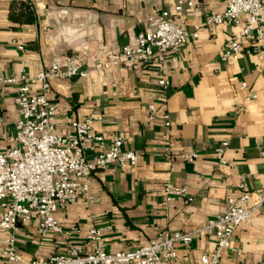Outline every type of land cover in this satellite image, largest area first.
Masks as SVG:
<instances>
[{
    "label": "crops",
    "instance_id": "crops-1",
    "mask_svg": "<svg viewBox=\"0 0 264 264\" xmlns=\"http://www.w3.org/2000/svg\"><path fill=\"white\" fill-rule=\"evenodd\" d=\"M192 1L176 12L178 0H0V76L21 67L35 75L57 55L87 50V77L51 80L49 97L59 106L57 131L69 132L72 120L99 116L94 133L107 145L122 134L123 148L139 155L133 169L99 171L90 188L93 202L79 199L58 208L62 231L41 236L36 218L20 224L15 241L26 259L21 264L70 245L90 252L95 246L86 235L91 227L102 229L104 247L113 251L147 244L162 231L199 230L224 212L228 196L242 191L243 179L250 191L264 188V60L243 51L223 61L222 46L240 29L220 24L210 30L206 17L223 12L226 0ZM164 10L199 37L168 51L163 69L157 63L114 65L101 74L103 63L124 44L156 28ZM240 40L253 50L260 44L243 35ZM163 74L170 81L166 89L154 82ZM16 93L14 84L0 87V149L8 147L20 118ZM252 94L257 97L246 100ZM150 104L156 106L154 118ZM165 113L170 125L164 124ZM224 142L228 164L220 165L216 149ZM192 151L199 154L194 160L182 157ZM168 182L186 187L192 200L169 199L163 192ZM7 234L0 229V252ZM233 244L241 253L224 250L222 264L264 263V204L238 226ZM214 246L213 237L197 233L190 244H176L173 264L199 263Z\"/></svg>",
    "mask_w": 264,
    "mask_h": 264
},
{
    "label": "built area",
    "instance_id": "built-area-1",
    "mask_svg": "<svg viewBox=\"0 0 264 264\" xmlns=\"http://www.w3.org/2000/svg\"><path fill=\"white\" fill-rule=\"evenodd\" d=\"M223 12L211 13L206 17V25L212 30L220 24H229L240 29L221 48V59H237L243 51L256 52L264 60V0H226ZM192 6V0H178L176 12L184 5ZM246 16V21L243 17ZM240 35L259 40L255 49L244 48ZM199 32L190 31L180 25L168 10L161 12L154 30L140 31L134 43L124 44L120 51L103 63L101 74L114 65L134 68L137 64L149 66L157 63L163 69L168 51L178 50L191 38L197 39ZM22 45L19 49H23ZM89 52L82 50L66 55H57L49 66L28 73L24 67L16 74L0 76V87L14 84L17 87L15 104L20 118L15 130L8 137V147L0 149V229L8 231L3 237L0 264H21L26 261L15 241V232L20 224L33 218L38 221V233L46 236L49 232L62 231L60 220L56 217L58 208L87 199L94 201L90 194L91 184L99 171L110 166L133 169L137 166L139 155L131 149H124L125 137L114 135L106 144L102 134L93 132V124L102 119L87 116L70 122V131H57L59 106L49 97L53 78H85L89 74ZM162 89L170 86L163 74L154 80ZM38 83L34 91L33 85ZM247 83L243 82L242 87ZM256 94L246 100L256 98ZM154 118L156 106H148ZM0 113V124L2 123ZM165 125H170L167 113L163 114ZM228 142L216 149L220 165L228 164L225 151ZM198 152L183 153L182 157L194 160ZM242 191L228 196L225 210L199 230L176 232L162 231L147 244L132 249L108 250L104 247L102 229L91 227L87 238L95 246L84 252L80 246L70 245L64 251L56 252L46 258L34 257L28 264H173L177 258V243L190 244L197 233H204L215 239V246L203 252L199 263L187 261L184 264H222V252L226 249L241 253L233 244V235L238 226L252 217L264 204V188L250 191L245 180L240 183ZM163 192L168 198L192 197L186 187L166 183ZM264 264V263H263Z\"/></svg>",
    "mask_w": 264,
    "mask_h": 264
}]
</instances>
